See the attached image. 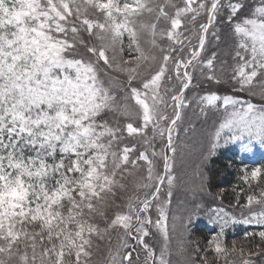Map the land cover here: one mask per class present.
Returning a JSON list of instances; mask_svg holds the SVG:
<instances>
[{
	"label": "snow or ice",
	"instance_id": "6c2138e0",
	"mask_svg": "<svg viewBox=\"0 0 264 264\" xmlns=\"http://www.w3.org/2000/svg\"><path fill=\"white\" fill-rule=\"evenodd\" d=\"M242 94L264 101V0H0V264H173L198 214L170 223L187 110L215 117L205 160L255 156L264 103ZM239 179L240 216L210 208L183 264L264 258V164ZM236 224L258 242L229 247Z\"/></svg>",
	"mask_w": 264,
	"mask_h": 264
},
{
	"label": "rangeland",
	"instance_id": "374dc122",
	"mask_svg": "<svg viewBox=\"0 0 264 264\" xmlns=\"http://www.w3.org/2000/svg\"><path fill=\"white\" fill-rule=\"evenodd\" d=\"M204 88L209 87V85H203ZM212 87H221V90L224 91L227 89V86H212ZM201 92L200 87L194 86L192 91L189 93L190 96L196 95ZM242 98L250 99L252 103L260 105L264 103L261 101L259 96L256 97H246L242 94ZM215 117L210 113L208 116L200 114L199 108L193 104L187 110V119L183 124L184 128H187L188 131H180L179 137L177 139L178 145V155L175 164V173L178 177L177 187L174 189V194L172 197V204L170 206V223L171 216H187L189 213L196 211L198 214L193 218L192 223L188 226V231L184 233V236L181 237L180 233V221L177 220V231L172 234L171 248L173 250V264H183V258L179 252V244L181 239L185 240V247L192 248L199 243L201 247V254L203 255V247L206 238H209L211 235L219 231V226L213 224L209 220L210 208H224L226 212L232 213L237 217L240 216V209L234 208L231 205L235 203V193L239 192L240 188L247 189V186L239 179L241 186L238 184H233L231 187H228L227 190H218L210 187V176H211V165L215 161L220 153L223 154V151L230 156L228 165L233 167L237 166L238 171L243 164H247L249 168L254 166L255 163L264 164V153H261L259 150L256 151L255 156H248L244 158L241 156L238 150V145H229L227 147H221L217 150L214 156H211L209 159L205 160L204 156L207 155L208 151V136L212 129ZM233 158V161H232ZM201 173L204 177L203 179V188L201 191V178L197 173ZM221 176V175H219ZM239 178V172L237 174ZM223 191V196L220 199L216 198V193ZM254 191L258 194L259 190L253 186V189L249 191L248 194ZM211 193V195H209ZM244 202V197L242 194L241 203ZM199 204L201 207L197 210L195 205ZM260 229L255 225H243L236 224L230 226L226 229L225 240L228 246L230 247L235 241L238 247H249L254 246L258 242V237L256 240L245 239V232L259 231ZM157 246L162 243L161 241H156ZM254 243V244H253ZM209 256L211 257V252L209 251ZM195 255V253H193ZM106 256V251L102 246L101 251L94 257L97 264H102L104 257ZM253 264H264V258L262 257H251Z\"/></svg>",
	"mask_w": 264,
	"mask_h": 264
},
{
	"label": "trees",
	"instance_id": "16d2710c",
	"mask_svg": "<svg viewBox=\"0 0 264 264\" xmlns=\"http://www.w3.org/2000/svg\"><path fill=\"white\" fill-rule=\"evenodd\" d=\"M229 159H231L230 156L227 155L225 151H223V154L220 153V156L212 162V171L210 176L211 180L209 182V185L213 189L227 190L229 189L228 187H231L233 184H238L239 187L241 186L239 178L237 176L239 172L238 168L236 165H234L233 167L229 166Z\"/></svg>",
	"mask_w": 264,
	"mask_h": 264
}]
</instances>
